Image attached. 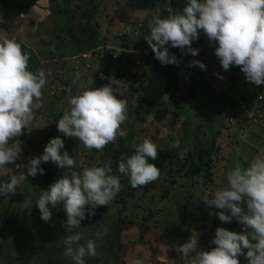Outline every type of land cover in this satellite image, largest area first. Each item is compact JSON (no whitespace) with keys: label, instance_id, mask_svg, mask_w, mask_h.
<instances>
[{"label":"rangeland","instance_id":"1","mask_svg":"<svg viewBox=\"0 0 264 264\" xmlns=\"http://www.w3.org/2000/svg\"><path fill=\"white\" fill-rule=\"evenodd\" d=\"M11 1L0 0V37L14 39L21 45L22 52L28 53L29 56L28 69L34 73L37 70H43L46 84L41 90L40 107L34 111L32 121L22 130L19 142L13 143L20 144L19 158L12 164H6L4 169H0L5 173L0 176V180L7 182L11 175L16 176L18 180V186L14 193H10L6 197L0 196V213L7 207L14 211V216L9 222H0V264H73L71 259L63 254L65 248L63 241L66 236L76 232L81 234V244L87 239H93L96 245L97 255L86 257L84 264H125V255L128 252L130 253L134 243L128 242L127 235L126 237L118 235L117 229L119 226V228L128 226L127 228L133 229L135 238H139L144 229L146 235L144 233L143 239L146 237L147 243L151 246L150 248L145 247L147 250L145 253L151 251L152 257L149 256L150 254L143 257L151 262L155 257V252L153 253L151 249L154 248L153 240L156 241L159 234L154 231V227L144 225L150 217L156 223L162 221L160 224L162 231L164 220L167 219V224H170V227H164L166 230L160 238L161 244L155 243L159 244L158 249L165 247L167 236L177 245L185 238V233L189 231L195 233L198 246L209 244L210 249L215 247L211 244L215 229L211 234L210 231L205 229L206 222L201 219L195 222L193 216L197 214L206 217L209 212H215V206L209 207L202 201V198L218 188L227 186L226 167L231 166V169L236 166L246 168L253 158L264 156V139L261 138H264V133L260 135L261 137L257 136L251 139L249 135L248 137L242 134L243 142L246 143L239 142L238 137L240 139V136H237L235 130L237 122L227 123V115H229L225 114V111L229 108L227 105L223 113L210 123L195 119L190 136L197 134L199 131L200 136L203 137V141L196 143L190 140L188 135L181 136L185 132L189 117L188 112L181 110V102L183 101L181 96L173 94L172 97L169 96L164 99L163 104L166 107L167 115L161 121L153 119V116L146 117L144 121H138L133 113L138 97L137 93L133 91L136 84H132L127 79L131 76L132 71H122L124 67L123 60L119 62L118 59L114 60L112 58L111 62H104L105 56L102 58L97 52L98 57L95 63L92 65L88 60L86 65V68L92 69L94 75L83 69L82 63L74 67L70 62V60L75 59L70 57L80 52L94 49L102 50L109 48V46L119 45L122 42L118 35L120 31L124 30H127L128 34L137 32V35L134 34L131 38L128 37L127 40L133 41L140 52L143 51L146 55L152 53L144 39L149 32L148 22L156 16L166 18L171 14L169 9L164 14L156 11L141 14L129 11L126 7V0H103L99 2V6L95 4L96 9L94 11H90L88 0H64L63 5L60 6H66L70 14H72V11L74 13L73 15L63 14L65 18L58 17L54 22L49 18L47 11L40 10L42 8L40 3H44L42 1L29 0L37 5L39 10L33 11L31 9L28 14H25L23 10L17 11V13L10 10L6 3ZM45 2L46 5L49 4V0H45ZM89 11L92 12L90 16ZM82 12H86L87 15L83 16ZM18 13L22 14L23 17L18 16ZM67 29L68 31H66ZM61 31H65V33H61ZM199 38L204 40L205 50L202 55L205 59L204 53H206L207 47L215 48L216 45L214 42L210 44L202 31L198 33ZM72 43H76L78 48L71 46L77 49L76 51L69 47ZM125 43L127 44V42ZM61 46L67 48L64 56H70L68 62L61 61V58L64 57L61 56L63 53ZM165 46L167 47V45ZM128 52L129 50L125 51V56L130 57L131 54L128 55ZM137 52L136 49L134 53ZM182 52H179V58L177 59V63H180L182 68L186 67L185 65H188L190 61L196 60L194 56L189 55L187 52L182 54ZM132 59H136V57L133 56ZM221 69L220 64L215 68L216 71ZM239 71L236 66L232 65L226 71L222 69V72L230 79L225 80L224 76H221L222 78L217 81L219 84L218 90H227L231 93L228 101H236L234 103L235 107L231 106L234 110L230 112L233 121L239 116L242 125H245L249 133H253L256 127L249 120L252 112L248 110V107H245L243 111L240 105L255 100L253 94L258 90V86L247 82L244 74ZM55 79H60L61 82L58 84L64 90L61 93L50 94L51 89L52 91L58 89L56 87L52 88ZM96 80L102 81V85L110 86L114 95L120 93L129 99H126V120L120 126L124 135L117 136L114 142H110L105 146L115 147L121 145L124 141H127L124 139L125 136H128L130 139L128 145L131 144L132 147L142 142L143 139L150 138L149 140L155 143L157 147H184L188 149L192 154L191 159H194L197 153L203 149H208L209 154L213 156L211 171L216 172L206 181L199 180L195 184L193 193L187 195V198H179L177 193H172L167 180L163 182V174L159 175L155 189L142 195L140 191L130 186L127 176L111 171L112 175L119 177L121 188L107 206H98V222L85 228L78 227L69 230L56 216L58 205L54 209L50 207L52 216L49 221L45 222L40 219L39 210L34 204L42 190L38 188L37 177L27 175V165L33 156L42 153L50 138L59 136L63 140L64 149L73 158L74 165L70 169H65L58 168L53 163L55 181L62 175L68 176L72 171L79 172L85 167L107 165L110 168L111 161L104 158L103 155H99L101 151L86 149L76 138H65L63 133L58 132L56 128V121L64 111L68 110V99L85 89L96 88L93 83ZM225 81L229 82L230 89ZM245 85L249 88L246 89ZM174 111H177V114ZM247 112L248 115L245 118L244 113ZM256 115L261 118L264 116V103L256 109ZM197 125L200 126L199 129L196 128ZM175 141L179 142L178 146H174ZM250 142L253 144L248 145ZM17 164L22 165V167H16ZM190 198H192V201L189 203ZM162 201L180 205V208L177 205L170 207V204H167L168 211L163 210L161 209ZM138 207L139 211L136 213ZM157 211L160 212V215L153 217V214ZM166 214H168V217L164 219ZM176 214H178V218L175 217ZM118 219L119 224H117ZM173 221L179 222L177 228L174 227L175 224H172ZM130 222L132 225H130ZM217 223L219 222L217 221ZM228 223H233L235 232H241L243 226L238 224L235 219ZM104 229H107V231L103 232ZM227 230H231V228ZM244 230L247 231V229ZM101 232H103V235L97 238L96 234ZM135 244H139V241ZM177 246L178 249L179 245ZM198 250L202 251V249ZM170 252L175 262H179L183 258L187 259L182 257L176 249H171ZM142 254H144V250ZM138 259L142 258L139 257ZM238 259L240 264H247L243 255ZM148 264L151 263L148 262ZM161 264L167 263L162 260Z\"/></svg>","mask_w":264,"mask_h":264},{"label":"clouds","instance_id":"2","mask_svg":"<svg viewBox=\"0 0 264 264\" xmlns=\"http://www.w3.org/2000/svg\"><path fill=\"white\" fill-rule=\"evenodd\" d=\"M148 27L149 32L144 39L162 66L177 63L176 56L170 54L165 45L186 49L188 54L196 56L199 49L192 48L191 43L202 31L210 44L215 43L214 55L223 70H228L230 65L239 66L247 82L256 86L264 84V0H186L181 12L166 18L153 17ZM90 51L100 50L86 52ZM28 61V53L22 52L19 43L0 37V169L19 158L20 144L9 145L8 142L21 135L41 104L45 74L43 70L30 71ZM192 66L205 69L198 60L190 61L188 67ZM258 97L259 94L253 96L255 100L240 107L243 111L245 107L250 110L253 105L259 108L262 102ZM67 103L68 110L56 121L57 131L65 138L74 137L86 149L102 151L106 144L124 135L120 126L127 116L126 101L117 98L110 86L104 84L85 89L70 97ZM247 115L248 112L244 113L245 118ZM227 120L235 123L237 117L235 121L232 116ZM178 144V141L174 142V146ZM185 152L179 154L181 158ZM156 158L157 145L143 139L134 145V154L121 156L117 171L128 177L131 187L143 186L157 180L160 175L158 168L149 162ZM47 162L65 169L74 165L59 136L50 138L42 153L28 161L27 175H43L44 169L40 165ZM16 167L22 165L17 164ZM4 174L0 171V176ZM226 185L206 194L202 201L220 210L216 212L219 221L235 219L243 226L241 232L216 228L211 240L215 247L208 251L198 250L197 237L193 233L177 249L182 257H187L186 264H240L238 257L241 255L247 264H264V156L253 158L246 168L236 166L228 170ZM17 186L18 180L14 175L9 176L7 182L0 180V196L14 193ZM120 188L119 177L112 175L107 165L85 167L79 172L72 171L68 176L62 175L51 183L41 191L34 205L39 210L40 219L45 222L52 216L50 207L54 209L62 205L65 223L71 230L80 227L86 214L91 217L98 206H107ZM242 204L246 205V210ZM103 232L97 233V238ZM81 239V234L76 232L63 241V254L73 264H84L86 257L97 255L94 240L87 239L81 244ZM132 264H142V261L134 259Z\"/></svg>","mask_w":264,"mask_h":264},{"label":"trees","instance_id":"3","mask_svg":"<svg viewBox=\"0 0 264 264\" xmlns=\"http://www.w3.org/2000/svg\"><path fill=\"white\" fill-rule=\"evenodd\" d=\"M3 1H7V0H3ZM40 1L45 3V4L40 3L42 7L40 8V10L47 11V14H49V18H51L54 22L58 17L65 18L63 14H70L68 7L60 6L63 5L64 0H49L48 5H46L45 0H38V2ZM55 1L58 2L59 4H57ZM101 1L103 0H97V1L88 0L90 5V11H94L96 9V5L99 6V2ZM185 4H186V0H126V7L129 11L141 13V14L150 11H156L157 13L164 14L167 13L169 9V11L171 12L170 15H172L181 12ZM6 6H9L10 10H12L15 13H17V11L23 10L25 14H28V12H31L30 11L31 9H33V11L39 10V7L33 4V2L29 0H21V1L13 0L11 2L6 3ZM90 11L88 12L89 16L92 14V12ZM73 13L74 12L72 11V14L70 15H73ZM81 14L83 16L87 15L86 12H82ZM68 29L66 31H68ZM61 33H65V31H61ZM134 34L137 35V32L128 34L127 30L120 31L118 36L120 37V41L122 43H120L117 46H109L108 50L105 53L104 62H111L112 54L114 52H117V56L114 60L118 59L119 62L120 61L122 62V60L124 61V67L122 71L125 72L132 71L131 76L127 79L132 84H136V87L133 91L137 93L138 97H137L136 105L133 108V113L135 114V117L137 118L138 121H144L148 116H153V119L157 121H161L167 115L166 107L163 104L166 94L173 93L177 90H179L180 93L182 94L185 103H188L190 105L197 106L200 104H204L209 111H211L212 113L214 112L216 114L222 113L224 110V106L230 105L229 109L226 111V114L230 111L231 106H233V104L236 101L233 100L229 102L228 99L231 97V93L227 90H218L219 84L217 83V81L222 78L221 76H224L225 80H229V76L224 74L222 72V69L220 71H218L219 69L216 71L215 68H217V66L220 63L216 62L215 63L216 66L212 67L207 62L208 59L206 53H204L206 56L204 59L202 55L203 51L205 50L204 48L205 44L203 39L199 38L196 39L197 41L194 40L191 43V47H194L195 49H199L198 54L194 56V58L205 65V69L201 70L199 67L196 66L188 67V65H185L186 67L182 68L181 67L182 65L180 63H176L175 65L169 64L162 66L154 58L153 53L146 55L143 53V51L140 52V49L137 48L136 45H134L133 41L127 40L128 37L131 38V36ZM125 42H127V44ZM167 47L169 48V53L175 55L176 59L179 58L180 51L186 53V49L181 50L179 48L170 47L169 45H167ZM62 49H63V53L61 54V56H64L65 55L64 53L65 51H67V48L64 46L62 47ZM71 49L74 51L77 50L72 47ZM136 49L138 50V52L134 53L136 52ZM126 50H129L128 55L131 54L130 57L125 56ZM80 53L71 57L64 56L61 58V61L68 62L69 57L75 58L73 61L70 60V62L73 64L74 67L82 63L83 69L93 74L91 68H86L85 60L82 58ZM184 55H183V59H184ZM133 56L136 57V59H132ZM93 63H95V60L93 61ZM236 68L240 70L239 66H236ZM206 69L213 72L208 77L210 81L204 79L205 78L204 75L205 76L208 75ZM54 81H55L53 82L54 86L52 88L56 87L58 89H54L53 91L51 89L50 94H57L58 92L61 93L64 90V88L60 87V85L58 84L61 82L60 79H55ZM225 82L229 88V82L227 81ZM93 83L95 84L96 88L100 87L103 84L102 81H98V80L94 81ZM257 94H259V96L261 97L259 99V102L264 103V84L258 86V90H256L253 96ZM116 96L117 98L123 99L125 101L127 99L120 93H117ZM261 104H259L258 106H261ZM211 112L207 113L208 117L211 116L212 114ZM174 113L177 114V111H174ZM239 119H240L239 116H237V126L235 129L238 136H240V139L238 137L239 142H242L243 144L246 143L243 142L242 134L245 136L249 135L250 137L249 136L248 137L251 139V138H256L257 136L261 137L260 135L264 133V126H263L264 116L261 118L255 113H253V116L250 119L251 120L250 123H253V126L256 127L253 133L251 132L249 133L248 129L245 127L244 124L242 125ZM228 122L231 123L232 121L227 120V123ZM20 138L21 136L14 137L8 143L9 144L11 143L12 145L15 142H19ZM124 139H126L127 141H124L123 144L117 145L115 147L104 146L102 151L99 152V155H103L104 158H108L111 161L110 169L114 173H119L117 171V162L121 158V156L128 157L134 154V147H132L131 144L128 145V143H130L129 137L125 136ZM251 144L253 143L250 142L248 145ZM181 152H185L182 158L179 155ZM191 157L192 154L190 153V151L184 147H177V148L157 147V158L154 161H149L158 168L160 174H163V182L164 180H167L170 190L172 191V193H177V197L179 198L180 197L187 198V195L193 193L195 184H197L199 180L203 179L206 181L207 179H210L213 176V174L216 172V171L213 172L211 171V168L213 167V156L209 154L208 149H203L202 151L198 152L196 157H194V159H191ZM40 167L44 169V174L36 175L37 185L40 190H43L46 189L51 183L55 181L53 174V163L52 162L42 163ZM156 183L157 180L147 183L143 186H137L136 188L133 187L132 188L140 191L142 195H145V193H147L148 191L155 189ZM191 199L192 198H190L189 203L192 201ZM175 205L177 204L170 203V207ZM177 206L178 208H180L179 207L180 205ZM57 207H58L56 211L57 218L61 220L65 226H67L65 223L66 214L63 211L62 205H58ZM166 210L168 211L167 207ZM138 211H139V207L136 209V213ZM98 213L99 212L97 207L95 209V214L92 215L91 217H89L86 214L85 219L80 222V227L85 228L87 226L96 224L98 222V217H99ZM13 216H14V211L7 207L2 213H0V222L7 223L11 220ZM117 224H119V219ZM130 225H132L131 222ZM119 227L117 229L118 235L120 234V236H124V237H126L127 235L129 239L128 242L134 243L132 249L130 250V253L128 252L125 255V264H132V261L134 259H138L139 257L142 258L139 259L142 261V263L145 264H148V262L150 263V260H147L146 258L143 257L144 255L147 254H150L149 256L152 257L151 251L145 253L147 251L145 247L147 246L150 248L151 246L147 243L145 239H143L145 233L144 229L142 230L140 237L135 238L134 237L135 231L133 229L127 228L128 226L123 228L122 227L119 228ZM137 241H139V244H135ZM151 249L153 250L154 253L155 249L154 248ZM143 250H144V254H142ZM153 259H155V257H153Z\"/></svg>","mask_w":264,"mask_h":264},{"label":"crops","instance_id":"4","mask_svg":"<svg viewBox=\"0 0 264 264\" xmlns=\"http://www.w3.org/2000/svg\"><path fill=\"white\" fill-rule=\"evenodd\" d=\"M18 16H19V14H18ZM198 39V38H197ZM197 41V40H196ZM54 46H55V48H56V43L54 44ZM71 46H73V47H75V48H78L77 47V45H76V43H72L71 45H69V47H71ZM54 48V49H55ZM52 49V48H51ZM214 49L215 48H211V47H207V49H206V54H207V62L212 66V67H215L216 65H215V63L216 62H219V59H218V57H216L215 55H214ZM82 53V52H81ZM185 68V67H184ZM206 71H207V73H208V75L207 76H205L204 75V79L205 80H207V81H210L209 79H208V77H209V75H211L213 72H211L210 70H208V69H206ZM215 72V71H214ZM240 72V71H239ZM229 79H230V77H229ZM179 95V96H181V98H182V100H183V96H182V94L180 93V91L179 90H177V91H175V92H173V93H167L166 94V96H165V98H167V97H169V96H171V95ZM172 97V96H171ZM164 98V99H165ZM228 106H230V105H228ZM235 107V105L233 104V108ZM224 108H225V106H224ZM232 107H231V109H230V111L227 113V114H229V115H227V118L228 117H230L231 115H230V112L231 111H233L234 109H233ZM229 109V108H228ZM227 109V110H228ZM181 110L183 111V112H188V114H189V117H188V121H187V124H186V127H185V132H184V134H182L181 136H183V135H188L189 137H190V140H192V141H196V142H200V141H203V137L202 136H200V132L198 131L197 132V134H195V135H193V136H190V131H191V129L193 128V125H194V121H195V119H198L199 121H201V122H206V123H210V122H212L216 117H218V116H220V114H222V113H220V114H216V113H212L211 111H209L208 109H207V107L204 105V104H200V105H197V106H193V105H190V104H188V103H185V101L183 100L182 102H181ZM226 110V111H227ZM226 111H225V114H226ZM208 112H211L212 114H211V116H207V113ZM227 124V123H226ZM196 128L197 129H199L200 128V126L199 125H197L196 126ZM223 129V128H222ZM221 129V130H222ZM237 136H238V134H237ZM263 138V137H262ZM264 139V138H263ZM231 169V166H229L228 168H226V170H225V173L228 171V170H230ZM161 209H163V210H166V207H167V204H170L168 201H162L161 202ZM243 208H245L246 207V205H241ZM145 208V207H144ZM197 208V207H196ZM214 211L215 212H213V213H208V215L204 218V217H202L201 215H195L194 214V216H193V219L195 220V222L197 221V220H199V219H201V220H203V221H205L206 222V224H205V229H207L208 231H210V233L212 234V232H213V229H216V228H218V227H222V228H225V229H229V228H231V230L230 231H234L235 232V229H234V226H233V223H228V222H221V221H219V219L217 218V216H216V212H218L219 210L218 209H216L215 207H214ZM225 214H227V212H225ZM154 216L153 217H157V216H159L160 215V212H155V214H153ZM146 216V215H145ZM168 217V214H166V215H164V219L165 218H167ZM176 218H178V214H176V216H175ZM187 221V220H186ZM217 221L219 222V223H217ZM162 223V221H159V222H155V221H153L152 220V217H150L148 220H147V222H145V224L144 225H148V226H152V227H154L155 228V230L154 231H156L158 234H159V236H157L156 237V241L155 240H153V247H154V249H155V259H152L151 260V264H161V262H162V260L163 261H166V263L167 264H173L174 262H175V259H174V257L172 256V254H171V252H170V250L171 249H176L177 250V248H176V246L177 245H182V244H184V243H186L189 239H190V237L192 236V234H193V232H188V233H185V238H183L179 243H177V245L174 243V241L172 240H170V239H168V236L166 237V240H165V244H164V246L166 247V249H165V251L163 252V248H161V249H158V245L159 244H161L160 243V238L162 237V235H163V233H164V231L166 230L164 227L166 226V227H170V224H167V219L166 220H164V227H163V231L160 229V224ZM178 223L179 222H174L173 221V223L172 224H175V228H177V225H178ZM171 227H173V226H171ZM172 230V229H171ZM172 231H174V230H172ZM238 233V232H237ZM144 239L146 240V237H144ZM155 243H159V244H155ZM198 244V243H197ZM199 245V244H198ZM178 247V246H177ZM198 249H202V251H208L209 249H210V246H209V244L207 245V244H203L202 246H198ZM160 250H162V251H160ZM189 255H192L191 253L189 254ZM187 258V257H186ZM186 260L187 259H182L181 261H179V262H175L174 264H186Z\"/></svg>","mask_w":264,"mask_h":264},{"label":"built area","instance_id":"5","mask_svg":"<svg viewBox=\"0 0 264 264\" xmlns=\"http://www.w3.org/2000/svg\"><path fill=\"white\" fill-rule=\"evenodd\" d=\"M19 16H20L21 18L23 17L22 14H20ZM107 50H108V48H105L104 50H100V51H90V52L83 53L81 56H82V58L85 60L86 65H87L88 60H90L91 64L93 65V61H94V60L96 61V59H97V57H98V53L100 54V56H101L102 58H104L105 53H106ZM97 52H98V53H97ZM116 56H117V52H114V53L112 54L111 57H112L113 59H115ZM260 98H261V97L259 96L258 99H260ZM251 108H252V109H250V112H252V114H251V116H252L253 113H256L257 106H256V105H253Z\"/></svg>","mask_w":264,"mask_h":264}]
</instances>
